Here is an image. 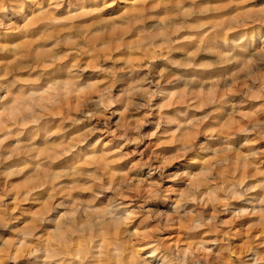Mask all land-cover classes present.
Returning <instances> with one entry per match:
<instances>
[{
  "label": "rangeland",
  "instance_id": "rangeland-1",
  "mask_svg": "<svg viewBox=\"0 0 264 264\" xmlns=\"http://www.w3.org/2000/svg\"><path fill=\"white\" fill-rule=\"evenodd\" d=\"M0 264H264V0H0Z\"/></svg>",
  "mask_w": 264,
  "mask_h": 264
},
{
  "label": "bare ground",
  "instance_id": "bare-ground-1",
  "mask_svg": "<svg viewBox=\"0 0 264 264\" xmlns=\"http://www.w3.org/2000/svg\"><path fill=\"white\" fill-rule=\"evenodd\" d=\"M70 82H64L63 83V86L67 87L69 86ZM50 92V91H49ZM49 95V94H48ZM43 97H40V99L42 100ZM41 108H43V106H41ZM47 109V108H46ZM55 114V113H54ZM68 151V148L64 147V148H59V149H56L54 151H49L47 154H45L43 157L46 158V159H57V158H60V156L62 154H64L65 152ZM66 154V153H65ZM151 252H154V250L152 249Z\"/></svg>",
  "mask_w": 264,
  "mask_h": 264
}]
</instances>
